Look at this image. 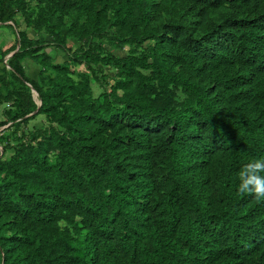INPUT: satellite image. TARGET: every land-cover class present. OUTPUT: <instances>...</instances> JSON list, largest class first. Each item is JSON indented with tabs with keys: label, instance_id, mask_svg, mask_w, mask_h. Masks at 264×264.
I'll list each match as a JSON object with an SVG mask.
<instances>
[{
	"label": "trees",
	"instance_id": "1",
	"mask_svg": "<svg viewBox=\"0 0 264 264\" xmlns=\"http://www.w3.org/2000/svg\"><path fill=\"white\" fill-rule=\"evenodd\" d=\"M0 25V264H264L238 190L264 161V0H0Z\"/></svg>",
	"mask_w": 264,
	"mask_h": 264
},
{
	"label": "rangeland",
	"instance_id": "2",
	"mask_svg": "<svg viewBox=\"0 0 264 264\" xmlns=\"http://www.w3.org/2000/svg\"><path fill=\"white\" fill-rule=\"evenodd\" d=\"M20 30L21 31L25 30L31 39H34V40H36V39L45 40L46 39V36H44L43 34L37 35L32 30L26 29L24 24H21ZM15 41H16V37L14 35V32L7 29L6 26L0 25V59L2 58V55L4 53L9 52L8 50H10L11 47L15 44ZM45 48H46L45 53L48 54L49 56H51L55 60V62L62 63L66 59V55L64 53H62L61 51H59L56 46L48 45V47H45ZM16 50H19L18 45H17ZM126 51H127V48L124 51H116L114 54L116 56H119V57H124L126 54ZM10 56H11V54L7 55L4 58L3 63L0 62V66L6 67L7 70H9L7 63H8ZM24 67H25L27 76L29 78H36L38 76V73H39L38 66L31 63L29 60L24 62ZM73 69H75L76 71H83L84 70V68L82 66H76ZM106 74H109L110 77L113 76V74H111L110 71H107ZM108 82H109L110 86L113 85V82L110 79ZM92 86H93L95 96H98L101 93V89L99 88L98 84H96V83H93ZM107 89H109V87H107ZM4 108H5V105L0 107V120L2 119L1 115H2ZM44 121H45V119L43 117H38L34 122L30 123L29 128L30 129L41 128L44 124Z\"/></svg>",
	"mask_w": 264,
	"mask_h": 264
},
{
	"label": "clouds",
	"instance_id": "3",
	"mask_svg": "<svg viewBox=\"0 0 264 264\" xmlns=\"http://www.w3.org/2000/svg\"><path fill=\"white\" fill-rule=\"evenodd\" d=\"M260 172H264V161L261 160L243 169L238 190L241 193H254L257 199L264 200V176L259 175Z\"/></svg>",
	"mask_w": 264,
	"mask_h": 264
},
{
	"label": "water",
	"instance_id": "4",
	"mask_svg": "<svg viewBox=\"0 0 264 264\" xmlns=\"http://www.w3.org/2000/svg\"><path fill=\"white\" fill-rule=\"evenodd\" d=\"M16 52H18V50H16L14 53H12L11 56H10V58H11ZM32 95H33V98L36 100L37 105L40 107V106H41V101L37 100V97H38V96H37L36 92L33 91V90H32ZM36 113H37V112L31 114L30 116H33V115L36 114Z\"/></svg>",
	"mask_w": 264,
	"mask_h": 264
}]
</instances>
